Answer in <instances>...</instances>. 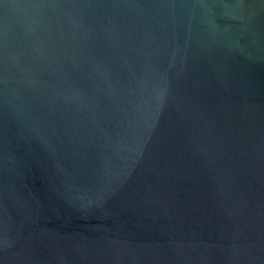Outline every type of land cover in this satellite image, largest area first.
Here are the masks:
<instances>
[{
  "label": "water",
  "instance_id": "obj_1",
  "mask_svg": "<svg viewBox=\"0 0 264 264\" xmlns=\"http://www.w3.org/2000/svg\"><path fill=\"white\" fill-rule=\"evenodd\" d=\"M0 264H264V0H0Z\"/></svg>",
  "mask_w": 264,
  "mask_h": 264
}]
</instances>
